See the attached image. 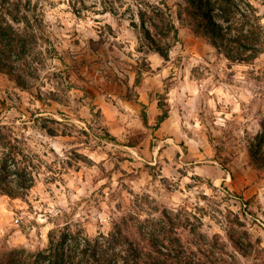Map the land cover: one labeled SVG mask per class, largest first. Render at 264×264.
Instances as JSON below:
<instances>
[{
  "label": "rangeland",
  "instance_id": "374dc122",
  "mask_svg": "<svg viewBox=\"0 0 264 264\" xmlns=\"http://www.w3.org/2000/svg\"><path fill=\"white\" fill-rule=\"evenodd\" d=\"M232 1L228 48L188 0H0V156L16 145L35 175L0 193V264H33L50 233L264 264V0Z\"/></svg>",
  "mask_w": 264,
  "mask_h": 264
},
{
  "label": "trees",
  "instance_id": "16d2710c",
  "mask_svg": "<svg viewBox=\"0 0 264 264\" xmlns=\"http://www.w3.org/2000/svg\"><path fill=\"white\" fill-rule=\"evenodd\" d=\"M188 2L190 13L194 17L193 25L196 32L213 39L216 43H221L222 46L231 48L232 38L228 36L227 26L219 17L225 20L231 19L230 4L234 1L226 0L223 4H220L219 0H188ZM233 41L240 42L237 48L244 46L246 49H252V44L247 46L248 44L241 42L238 37ZM159 96L160 113L156 117L155 124L152 125L155 128H159L161 123L170 116V108L163 94ZM143 118L149 124L145 110ZM103 137L110 142L120 143L117 136L110 131H106ZM2 141L4 145L12 143L7 137L6 140L0 137V144ZM129 145L136 147L135 144ZM252 158L258 167L264 169V130L257 133L255 140L252 141ZM34 185L35 175L31 161L16 145L11 144L7 152L0 156V193L12 198L25 199ZM62 234V238H55L54 233H50L48 247L34 257L33 264H204L189 256L185 247H178L176 244L173 247L168 243L164 246L166 248H161L153 240L152 247L145 248L131 238H104V236L86 238L79 233L73 238H68L66 234ZM16 261L9 264H17ZM215 261H218V264H221V261L228 262L221 258Z\"/></svg>",
  "mask_w": 264,
  "mask_h": 264
},
{
  "label": "crops",
  "instance_id": "0c3cea01",
  "mask_svg": "<svg viewBox=\"0 0 264 264\" xmlns=\"http://www.w3.org/2000/svg\"><path fill=\"white\" fill-rule=\"evenodd\" d=\"M170 118V116L165 120V121H163L162 123H161V125L163 124V123H165L168 119ZM160 125V126H161ZM166 139H171L170 137H167V138H165V140ZM161 142H163V140L161 141ZM165 143V142H164ZM186 144H189V142L188 141H186L185 142ZM165 145V144H164ZM168 147H170L169 146V144L167 145ZM161 148V145H159L158 146V150H157V154H156V161L158 160L159 161V156H158V153H159V149ZM136 149V148H135ZM156 153V152H155ZM179 153H180V150H179ZM200 161H202V160H200ZM211 161H214V160H211ZM190 163H192V162H190ZM211 165L210 164H203V165H197V166H195V168L197 169L196 170V172L195 173H199L200 175H202L203 173H204V171H206V169H207V167H210ZM213 167H217V166H215V165H212ZM198 175V174H197ZM187 176V175H186ZM229 179V177L228 176H225V175H222L221 176V181H223V180H228ZM4 195H6V194H4ZM10 197V196H9ZM12 200H17L18 198H12V197H10Z\"/></svg>",
  "mask_w": 264,
  "mask_h": 264
},
{
  "label": "built area",
  "instance_id": "2783aa9c",
  "mask_svg": "<svg viewBox=\"0 0 264 264\" xmlns=\"http://www.w3.org/2000/svg\"><path fill=\"white\" fill-rule=\"evenodd\" d=\"M81 238H83V236H81Z\"/></svg>",
  "mask_w": 264,
  "mask_h": 264
}]
</instances>
